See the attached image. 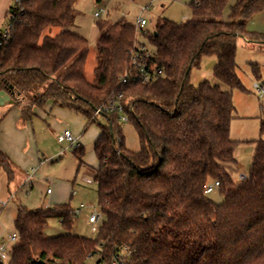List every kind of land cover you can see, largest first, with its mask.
<instances>
[{"label": "trees", "instance_id": "16d2710c", "mask_svg": "<svg viewBox=\"0 0 264 264\" xmlns=\"http://www.w3.org/2000/svg\"><path fill=\"white\" fill-rule=\"evenodd\" d=\"M77 1L15 0L8 11L10 37L0 46V92L32 96L22 109L23 123L52 102L83 114L87 128L97 120L96 109L123 94L140 149L126 147L117 114L102 115L107 123L100 124L94 144L104 217L97 238L72 233L76 210L69 204L20 206L19 240L9 264H88L95 256V264H264V140L255 141L245 180L235 181L228 169L238 145L230 132L233 91L246 92L237 72V42L262 43L264 51V36L247 30L264 13V0H235L227 20L231 0H196L191 20L164 19L152 32L124 19L100 21L93 82L85 76L89 42L71 31ZM51 28L60 31L45 35ZM139 45L161 73L148 83L123 84ZM208 57L216 59L218 84H194L193 69ZM253 73L260 77L258 65ZM74 155L79 169L85 166L82 146ZM0 166L12 174L13 163L1 149ZM216 182L218 202L206 193ZM51 219L67 233L48 237Z\"/></svg>", "mask_w": 264, "mask_h": 264}, {"label": "rangeland", "instance_id": "374dc122", "mask_svg": "<svg viewBox=\"0 0 264 264\" xmlns=\"http://www.w3.org/2000/svg\"><path fill=\"white\" fill-rule=\"evenodd\" d=\"M196 0H78L75 8L78 12L75 27L71 31L85 37L89 44L87 47V61L85 76L89 82H93L94 70L97 65V40L101 31L97 27L100 21H108L110 24L122 19L136 26L138 18L147 21L144 31H154L156 25L164 20L175 22H186L193 18L192 4ZM235 3L231 0L224 13V19H228L229 9ZM100 13V17L95 16ZM9 22L7 15L6 23L2 29L4 31ZM248 32L264 36V13L255 15L247 24ZM60 30L51 28L45 35H56ZM264 41V39L259 42ZM262 43L247 42L240 38L237 42L236 62L238 75L246 92L240 90L233 91V105L235 108L234 119L231 122V137L238 141L236 149L237 159H245L250 166L252 155L255 150L256 140H264L261 132V120L264 118V96L259 97L254 85L264 84V51L260 49ZM215 59L204 58L200 68L193 69L192 81L201 75L204 80L213 84H218L214 76ZM253 65L260 68V77L253 73ZM12 97L19 102L16 107H23L31 102L32 96L13 91ZM14 104H8V113L2 114L3 107L0 106V128L3 124L6 130V139L10 141L16 155L15 166L10 174L4 167L0 166V242H9L12 234L16 233L15 219L20 206L28 209L52 208L62 204H69L74 210L83 204L86 207L76 215L73 225V234L95 239L98 236L99 227L95 225L97 231H93L88 215L91 210H95L101 215V222L104 217L99 208L98 186L94 182V168L98 165V159L94 151V144L100 135V124L104 125L107 120L103 116H98L97 120L87 128L85 116L72 108L58 107L37 109L38 113L32 118L31 123L20 125L13 130V123L10 122V115L16 108ZM53 107V104L51 105ZM5 120V117L7 116ZM71 115L77 118H71ZM82 121V127L78 133L80 142L71 146L69 143H60L58 136L62 135L66 129L76 125L75 119ZM6 121V122H5ZM84 121V123H83ZM125 136L126 147L132 151L140 149L138 134L129 122L121 124ZM27 128L26 130H22ZM2 129V128H1ZM29 136L31 142L29 141ZM85 149L86 166L79 169V162L74 155V149L78 146ZM34 151L30 152V148ZM36 157V167L29 165L25 168L26 160H33ZM229 166V165H228ZM232 178L239 181L240 175L244 172L239 164L236 169L234 165L228 167ZM36 170V171H34ZM92 179L88 182L87 179ZM50 190L51 193L47 194ZM210 197L215 201H220V195L216 190ZM93 206V207H92ZM67 231L58 219H51L46 229L48 237H55L66 234ZM98 256L91 258L88 264H95ZM2 264H9L10 257L2 260Z\"/></svg>", "mask_w": 264, "mask_h": 264}, {"label": "built area", "instance_id": "2783aa9c", "mask_svg": "<svg viewBox=\"0 0 264 264\" xmlns=\"http://www.w3.org/2000/svg\"><path fill=\"white\" fill-rule=\"evenodd\" d=\"M95 16L99 18L100 13H96ZM146 25H147V21L145 19L138 18L136 22V27L138 30L144 31ZM10 30H11V24L10 22H8L6 29L0 32V46H2L3 43H5L6 40L9 39ZM138 48L139 49L133 53L131 69L122 78L123 84H128L131 82L148 83L153 79H155L157 74L161 73L160 70H157L154 66L150 65L151 53L147 51L146 47L144 45H139ZM254 88L259 97L264 96V84L261 85L256 83L254 85ZM105 114H117L118 119L121 123L128 122V116L126 114V107L124 103L123 94H120L115 100H113L108 105L96 109L95 111L96 117ZM58 140L60 143L68 142L70 145H74V143L77 141L74 135L70 131H65L62 135L58 136ZM247 176L248 173L243 172L240 175L239 180H245ZM87 180L88 182L92 181V179L89 178ZM218 186H219L218 182L210 185L206 193L207 194L214 193L217 190ZM49 192L50 191H48V193ZM85 207L86 206L82 204L80 208L76 210V215L79 214L81 210ZM101 219H102L101 215H98L95 212V210H91V213L88 215L87 222L90 225H93L94 232L97 231V227L95 225L100 224ZM18 240H19V235L17 233H14L11 235L9 242H0V261L7 260L10 257L12 247L18 242ZM114 263L117 264V262Z\"/></svg>", "mask_w": 264, "mask_h": 264}, {"label": "crops", "instance_id": "0c3cea01", "mask_svg": "<svg viewBox=\"0 0 264 264\" xmlns=\"http://www.w3.org/2000/svg\"><path fill=\"white\" fill-rule=\"evenodd\" d=\"M14 1L15 0H0V32L2 31V29H3V27H4L5 23H6L8 11H9L10 7L13 5ZM215 64H216V59H215L214 66H215ZM203 80H204V78H202V76L199 75V76L196 77V80H193V83L194 84H199ZM52 104H53L52 102H49L43 109H46L47 110V107H50L53 110V108H56V107H54V104H53V107H51ZM13 106H14L13 108H16V109H15V111H13V114L10 115L9 118H10V122L13 123V125H14L13 126V130L19 132V131H21L20 129H17V127L19 126V124L25 126V125L31 123L32 120L29 121V122L23 123L21 121V112H22V110L20 109V107H16L17 105H15V104ZM9 108H12V107H7V106L6 107H3L2 108V110H3L2 114L10 112L11 110L9 111ZM35 113L37 115V113H38V110L37 109H35ZM7 117H8V114L5 117V120H6ZM71 118H77V117L71 115ZM75 121H77V124L76 125L74 124V125L71 126V128L65 130V131H70L74 135V137L76 138L77 141L74 143V145L76 143L80 142V138L78 136V133H79L81 127H82V121L79 118L78 119H75ZM85 121H86V124H87L86 117H85ZM83 123H84V121H83ZM3 124L1 125V128L2 129L0 128V149L9 157V159L13 163V166H12V169H13L14 166H15L14 164H15L16 155H15V152H14V154H12V152H11V151H13V150H11L12 149L11 148L12 145H11L10 141H8L6 139V130L8 128L4 127V129H3ZM22 130H26L27 132H29V130L27 128H24ZM100 134H101V130H100ZM99 136H98V138H99ZM29 141L31 142L30 136H29ZM63 143H68V142H63ZM74 145H71V146H74ZM78 146H80V145L78 144ZM33 151H34V149L31 147L30 148V152H33ZM254 152H255V150H254ZM236 155L237 154L235 152L236 162H235L234 167L237 169L238 166H239V164H240L243 167L244 172L245 173H249L250 172L251 164H250V166L247 165L245 159H241V160L240 159H237ZM253 156H254V153L252 155V160H253ZM84 159H85V157H84ZM36 162H37L36 161V157H33V160H31V161L30 160H26V162H25V165H26L25 168H28L29 165L32 166V167L33 166L36 167V165H35V164H37ZM84 162H85V160H84ZM251 163H252V161H251ZM85 166H86V162H85ZM34 171H36V170H34ZM12 173H13V171H12ZM48 191H50V190H48ZM48 191H47V194H50L51 191L49 193H48Z\"/></svg>", "mask_w": 264, "mask_h": 264}, {"label": "water", "instance_id": "95a60500", "mask_svg": "<svg viewBox=\"0 0 264 264\" xmlns=\"http://www.w3.org/2000/svg\"><path fill=\"white\" fill-rule=\"evenodd\" d=\"M13 91L6 92L1 91L0 92V106H6L8 104H13L14 100L12 99ZM0 264H2L0 262Z\"/></svg>", "mask_w": 264, "mask_h": 264}]
</instances>
